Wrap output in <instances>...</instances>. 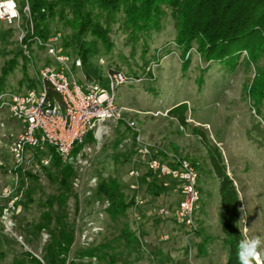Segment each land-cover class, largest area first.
Wrapping results in <instances>:
<instances>
[{
  "label": "rangeland",
  "instance_id": "374dc122",
  "mask_svg": "<svg viewBox=\"0 0 264 264\" xmlns=\"http://www.w3.org/2000/svg\"><path fill=\"white\" fill-rule=\"evenodd\" d=\"M57 29L61 26L58 25ZM18 34L17 29L0 22V69L6 60L13 57L17 58L18 64L6 80L5 91L23 93L27 90L20 82L23 62L15 56L20 50ZM58 34L61 39L63 31ZM125 36L114 26L110 33L113 43L110 54L105 55L101 51L83 70L71 67L72 75L83 89L84 77L90 74V70L96 72L102 86L106 84L109 67L139 80L116 89L115 105L125 119L136 123L146 142L188 159L194 165L196 163L202 173L198 187L205 193L201 195L195 214L196 231L190 233L171 219H161L156 215L159 207L172 210L176 206L179 196L174 185L162 191L160 197L149 195L145 185L153 176L147 178L145 163L137 155L123 165H116L113 156L129 148L130 133L123 123L106 120L96 125L92 133L94 141L79 148L77 152H81L71 164L75 175L71 179L72 196L66 203V214L75 238L69 257L71 259L78 247L111 239L119 233L122 225L127 224L136 232L141 246L126 253L117 264H225L227 250L220 233L218 189L209 169L206 149L193 129L200 128L207 142L216 146L222 155L227 175L238 192L239 227L243 239L259 236L264 241V101L258 113L247 94L256 75L254 66L245 63V53L238 57L233 69L226 63L204 62L195 47L184 55L173 43L175 29L169 15L163 21L161 32L151 35L144 57L140 46L130 56ZM32 51L34 62L32 65L26 62V71L35 82L36 73L46 58L37 49ZM66 75L70 79V75ZM179 104H185L186 108V125L182 127L167 114ZM21 128V122L11 117L7 108H0V252L4 254L0 264H13L22 252H28L41 261L43 246L48 239L44 232L38 238L24 231L38 220L41 212L39 203L47 195L55 193V188L42 176L39 160L34 157L20 174L12 225L5 227L1 222V213L7 204L2 197V188L13 184L9 148ZM156 157L169 160L161 153ZM39 158L49 159L45 167L51 165L49 153L39 154ZM131 171L136 175H129ZM26 172L38 175L39 185L33 193L34 202L22 207L18 203L25 200L29 184ZM100 177L116 178L126 198L135 195L142 204L136 203L124 218L112 222L105 213L107 202L95 195ZM260 252V260L264 264V244ZM25 263L29 264L28 261Z\"/></svg>",
  "mask_w": 264,
  "mask_h": 264
},
{
  "label": "trees",
  "instance_id": "16d2710c",
  "mask_svg": "<svg viewBox=\"0 0 264 264\" xmlns=\"http://www.w3.org/2000/svg\"><path fill=\"white\" fill-rule=\"evenodd\" d=\"M20 9L27 2L34 34L42 40L63 31L60 39L62 51L69 57L78 58L87 66L92 58L101 51L109 55L113 43L110 33L114 26L125 36V45L130 48V56L135 54L138 46L141 55L147 54V44L153 33L163 29V21L169 15L174 22L175 37L173 43L185 55L195 47L204 62L226 63L233 69L238 57L245 53L246 64L254 66L256 75L247 89L248 97L254 102L256 112L264 101V0H14ZM54 30H52V26ZM58 25L61 29H57ZM22 60L21 84L26 89L35 87L28 77L27 60L20 50L15 54ZM17 58L6 60L0 69V92L5 91L7 78L17 68ZM109 70H119L109 67ZM53 97V93H49ZM185 104L172 107L167 114L182 127L186 125ZM128 130V129H127ZM206 149L209 169L213 174L221 207L220 233L222 243L227 250L225 264H239L237 249L244 240L239 227V197L233 180L227 175L226 167L220 151L211 146L205 134L193 129ZM130 133V146L123 152L113 156L116 165H123L137 155L135 134ZM122 139V138H121ZM92 132L85 137V143L93 142ZM120 140H117L119 142ZM79 146L71 152L75 157ZM50 166L39 165L42 176L55 188V193L47 195L39 203L40 215L36 223L25 228V233L40 237L44 232L48 239L43 246L42 259L39 261L28 252H22L13 264H117L126 253L140 248L141 242L136 232L127 224L121 226L119 233L111 239L101 240L95 245L78 247L70 259V249L74 242L75 231L69 222L66 203L72 196L71 179L75 175L71 164H63L49 150ZM34 158L36 160L38 155ZM37 156V158H36ZM39 162V161H37ZM197 190L205 194L198 183L200 175L198 167ZM22 174V173H21ZM25 200L18 204L26 207L32 204L34 190L38 187L39 176L30 172ZM147 178H153L145 185V191L152 196L160 197L163 189L159 179L147 171ZM23 183V182H22ZM96 197L107 202L105 213L112 222L124 218L127 211L136 206L135 195L126 198L120 189V183L113 177H100L95 190ZM200 200V199H199ZM199 208V207H198ZM172 220V219H171ZM173 221V220H172ZM196 231V230H195ZM200 232V231H199ZM2 236H0L1 243ZM28 241V238H26ZM4 254L0 252V258ZM253 264H255L253 262Z\"/></svg>",
  "mask_w": 264,
  "mask_h": 264
},
{
  "label": "built area",
  "instance_id": "2783aa9c",
  "mask_svg": "<svg viewBox=\"0 0 264 264\" xmlns=\"http://www.w3.org/2000/svg\"><path fill=\"white\" fill-rule=\"evenodd\" d=\"M0 22L18 30L19 49L27 62L33 64L34 49L46 58L36 73L35 87L23 93L0 92V108H7L11 117L22 124L21 131L9 148L13 184L2 188V197L7 201L1 213L2 224L5 227L12 225L20 174L34 157L33 154L51 150L63 164H73L81 152L72 157L73 147L83 148L86 135L93 133L98 123L112 120L123 123L135 134L137 157L145 163L147 171L158 177L163 191L174 185L179 196L176 206L172 210L159 207L156 215L161 219H172L178 226L194 233L200 199L197 190L199 175L195 165L188 159L169 154L164 148L146 142L136 123L125 119L115 105L116 89L139 80L121 70L107 69L105 86L101 85L100 79L86 83L83 89L77 85L71 72V67L82 68L81 60L63 53L60 34H52L47 40L34 34L27 2L20 9L14 0H0ZM50 92L53 97L49 96ZM28 152H32L31 156ZM160 153L169 160L156 157ZM39 163L46 166L49 159L40 158ZM129 175L135 176L136 172L131 171ZM136 203L141 205L142 201L136 200Z\"/></svg>",
  "mask_w": 264,
  "mask_h": 264
},
{
  "label": "clouds",
  "instance_id": "9594fccd",
  "mask_svg": "<svg viewBox=\"0 0 264 264\" xmlns=\"http://www.w3.org/2000/svg\"><path fill=\"white\" fill-rule=\"evenodd\" d=\"M264 241L259 236H253L248 239L242 240L238 244L237 259L239 264H262L260 257L262 253L260 248Z\"/></svg>",
  "mask_w": 264,
  "mask_h": 264
},
{
  "label": "crops",
  "instance_id": "0c3cea01",
  "mask_svg": "<svg viewBox=\"0 0 264 264\" xmlns=\"http://www.w3.org/2000/svg\"><path fill=\"white\" fill-rule=\"evenodd\" d=\"M84 68H85V66L83 65L81 70H83ZM84 78H85V84L89 82L88 79L91 82H95V81L100 80V79L97 78L96 72L94 70H90V74H87Z\"/></svg>",
  "mask_w": 264,
  "mask_h": 264
}]
</instances>
